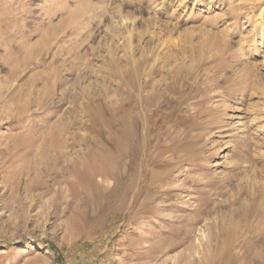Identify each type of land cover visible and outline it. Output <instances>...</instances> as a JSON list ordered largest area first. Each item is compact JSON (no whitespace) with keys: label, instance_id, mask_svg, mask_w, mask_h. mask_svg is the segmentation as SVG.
<instances>
[{"label":"rangeland","instance_id":"rangeland-1","mask_svg":"<svg viewBox=\"0 0 264 264\" xmlns=\"http://www.w3.org/2000/svg\"><path fill=\"white\" fill-rule=\"evenodd\" d=\"M111 49L119 71L140 61L134 83ZM124 111V162L91 185L71 162L112 151ZM258 205L264 0H0V264H215L234 227L263 264ZM199 228L212 243L194 252Z\"/></svg>","mask_w":264,"mask_h":264},{"label":"bare ground","instance_id":"bare-ground-1","mask_svg":"<svg viewBox=\"0 0 264 264\" xmlns=\"http://www.w3.org/2000/svg\"><path fill=\"white\" fill-rule=\"evenodd\" d=\"M126 33H128L129 35H132L131 29L128 30V31H126ZM112 34H114L116 36L117 35V30L113 29V33ZM115 36H113V37H115ZM128 38L130 40V36ZM128 44H131L130 41H128ZM111 48H114V47H111ZM114 56H115V54H113L112 49H111V57H110V61H109L110 64L112 63L111 68L112 69L114 68L118 72L117 75H119L121 77L124 76V78H122V80L124 79V82H133L134 83V81L136 80V76H138V74L140 72V68H141L140 61L133 60L132 63L129 64L128 69H126L125 71H123V70L119 71V67L121 65L120 63L122 61H120L121 59H120L119 56L118 57H114ZM123 57H125V54H124ZM123 57H121V58H123ZM146 59L149 60L148 57ZM146 59H144V60H146ZM118 62H119L120 65H117ZM119 73H121V74H119ZM112 74L115 75L114 72H112ZM142 82H143V79L140 78V83H136V84L138 86H141V83ZM129 96H130V94L125 98V100H124V102L122 104H124L126 102H131V100H133L132 98H134V97H132V96L129 97ZM28 105H27V107H28ZM151 105H152V103L150 101H146L145 102V105H143V107L144 108L145 107L148 108ZM24 106L25 107H22L20 109V111H22V110L24 111L27 108L26 105H24ZM39 108H41V107H39ZM125 111H127V110H125ZM125 111L122 112V115L117 119L118 121L115 118H110V121H112V122H114V121H116L115 123H117V122L119 123L120 122V125H119L118 128L122 132V134L124 135V137H117L118 135H116L115 132H113V134H112L111 133L112 131L109 130L110 131V138H111L110 139V142H111V145L110 146L113 147V150L112 151H110L109 149H107L104 146H100L97 149L98 150L97 151L96 149H94L92 147L93 146L92 145V146H89L87 152L84 154V161L86 163L84 162L82 168L78 167V165L80 164V162L78 161V159H77V161L75 163L74 162H71L72 165L75 164V166L72 167V169L75 170V172L77 174H80V172L82 170H84L87 166L90 167V168H86L83 171L85 173L84 176H83V179L84 180H88V181L90 180L91 181V183H90L91 185H94V179H95V176L96 175H99L100 176L99 177V180L100 181H107L110 178V177H108V172L106 170H102V168L104 167V165L106 167H108L109 165L114 164L113 166L116 167V168H118V166H119L118 164L120 162H124L123 161L124 160V152H125V149L129 146V144H128L129 141H130V138L129 137L132 136L130 134V132H132L131 129L134 128V127H132L133 125H131V124H134L136 122V119L134 121H130L129 118L132 119L133 116L131 117L130 114H127L129 111L127 113H125ZM143 114H146V116L148 115L147 114V111L143 112ZM141 115H142V112L140 111V137H142V131L144 130L145 125L147 124L145 122V120L142 118ZM76 119H74V122H73L74 124L78 122V119L77 120ZM93 119L95 120V117ZM99 123L102 126H106V127H109L110 126V122L109 121H106V120H101ZM137 124H139V118L137 119ZM142 125H143V127H142ZM53 127H54L53 132L55 133V137L52 138L51 141H52V143L54 145H56V144H59L61 142L58 137L62 138L61 135H62V132H64V131L62 130L63 127L61 126L60 123H56V125H53ZM119 130H117V132ZM134 131H136V130H134ZM134 131H133V133H135ZM128 134H130V136H128ZM71 136L72 137H76V135L73 132H72V135ZM75 139L76 138L73 139V141H72L73 143H71V142L70 143L71 144H76L77 142H75ZM163 162H165V161H163ZM50 167L51 166H46L45 168L50 169ZM45 168L41 167V170L43 171ZM108 168H110V166ZM163 172L164 171H162V170L161 171L150 172L151 173L150 174L151 175V178L154 179V180L160 179L161 177H164V173ZM33 182H35L36 184L45 183L39 177H37L36 179L30 181V183H33ZM73 186H74V183L71 184V187H73ZM255 207H260L262 209V210H260V213L261 214H264V209H263V207L261 205H258V206H255ZM252 209L250 208V209L247 210L246 213H243V219H245V217H246L245 222L248 221V218L250 217V215L252 216V214L254 212H256V210L252 212ZM247 216H249V217L247 218ZM238 234H239V229H237L236 227H234L233 229H230V231L227 232V237L224 238L221 241L220 248H219L217 254L216 255H213V257L215 258V261H214L215 264H232L233 262L235 264V260H237L236 263L238 262V264H247L249 262V255H251L253 257H258L259 256V253L255 250V247L252 244L250 245L251 240H248V241H239L237 239L238 238ZM211 240H212L211 234L210 233H207L204 229L199 228L198 235L196 236V238L194 239V242H193V245L194 246L192 245L193 246L192 247L193 248V251L194 252H196V251H199L200 252L201 247H203L205 244L207 245V243L208 244H211L212 243ZM208 247H209V245H208ZM240 259H242V260L240 261ZM262 263L264 264V258L262 260Z\"/></svg>","mask_w":264,"mask_h":264}]
</instances>
